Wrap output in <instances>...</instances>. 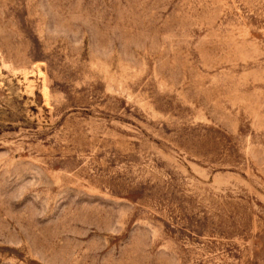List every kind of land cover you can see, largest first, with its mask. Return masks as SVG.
Returning <instances> with one entry per match:
<instances>
[{"label":"rangeland","instance_id":"374dc122","mask_svg":"<svg viewBox=\"0 0 264 264\" xmlns=\"http://www.w3.org/2000/svg\"><path fill=\"white\" fill-rule=\"evenodd\" d=\"M0 264H264V0H0Z\"/></svg>","mask_w":264,"mask_h":264}]
</instances>
